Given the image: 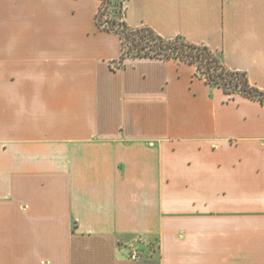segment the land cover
Returning <instances> with one entry per match:
<instances>
[{"label":"crops","instance_id":"crops-1","mask_svg":"<svg viewBox=\"0 0 264 264\" xmlns=\"http://www.w3.org/2000/svg\"><path fill=\"white\" fill-rule=\"evenodd\" d=\"M101 0H0V264H264V105L121 60ZM264 91V0H125Z\"/></svg>","mask_w":264,"mask_h":264},{"label":"trees","instance_id":"trees-1","mask_svg":"<svg viewBox=\"0 0 264 264\" xmlns=\"http://www.w3.org/2000/svg\"><path fill=\"white\" fill-rule=\"evenodd\" d=\"M101 2L96 25L103 31L120 36L122 61L127 57L179 60L194 65L210 86L220 88L228 95L239 94L264 105V91L251 85L245 72L228 69L220 53L207 46L192 44L182 37L165 39L148 27L131 28L124 20L125 0Z\"/></svg>","mask_w":264,"mask_h":264}]
</instances>
